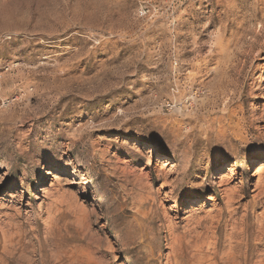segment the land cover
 Masks as SVG:
<instances>
[{"label": "rangeland", "instance_id": "obj_1", "mask_svg": "<svg viewBox=\"0 0 264 264\" xmlns=\"http://www.w3.org/2000/svg\"><path fill=\"white\" fill-rule=\"evenodd\" d=\"M261 161L264 0H0V264H264Z\"/></svg>", "mask_w": 264, "mask_h": 264}, {"label": "bare ground", "instance_id": "obj_2", "mask_svg": "<svg viewBox=\"0 0 264 264\" xmlns=\"http://www.w3.org/2000/svg\"><path fill=\"white\" fill-rule=\"evenodd\" d=\"M263 25V24H262ZM261 29V28H260ZM262 32V30H261ZM259 35H260V32H258ZM159 162H160V170H163V171H167L169 166H172V162L169 161L167 158H160L158 159ZM232 166L228 165L227 167H225V169L229 172L231 171V168ZM264 167V162L261 161L260 165H259V168L257 169V172H261L262 171V168ZM164 173V172H163ZM259 176H260V173H259ZM55 177V176H54ZM48 190L49 188H47L46 186H43L41 188V192H43L44 196H46V194L48 193ZM195 204V202H193ZM173 242V241H172ZM260 263V262H259Z\"/></svg>", "mask_w": 264, "mask_h": 264}]
</instances>
